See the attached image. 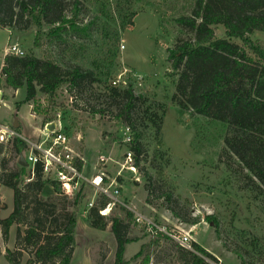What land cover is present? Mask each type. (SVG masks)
<instances>
[{
  "label": "rangeland",
  "instance_id": "obj_1",
  "mask_svg": "<svg viewBox=\"0 0 264 264\" xmlns=\"http://www.w3.org/2000/svg\"><path fill=\"white\" fill-rule=\"evenodd\" d=\"M65 2L69 3L67 14L74 12L73 5L77 3L78 22L90 26L87 35L74 37L63 33L61 40L52 39L48 36L50 28L44 26L43 45L36 48L33 45L36 28L24 32L0 29V64L7 44L17 42L24 55L32 52L37 57H51L65 68L78 65L91 70L94 81L72 92L63 85L52 97L38 93L35 102L28 104L22 102L24 90L17 95L10 89L3 90L0 79L4 92L0 124L13 126L17 121L30 130L27 134L21 129L20 134L35 141L44 127L43 121L53 120L59 112L63 125L71 130L74 149L83 158V175L87 178L95 175L99 170L98 159L103 156L112 160L104 168L109 179H113L121 169L124 152L130 149L123 140L125 126L117 117L121 101L117 99L114 103L107 98L109 81L121 76L125 84L120 83L117 89L124 90L130 85L134 94L144 100L137 104L132 115L134 129L140 132L142 152L137 167L133 157L136 172L132 174L124 168L117 178L121 185L118 200L168 234L189 236L191 243L199 244L217 259V263L211 264H264V188L226 150L224 128L219 123L198 115H180L171 102L177 77L172 75L167 62L168 50L179 40L191 37L175 19L189 15L194 0ZM215 34L223 37V29L216 27ZM252 38L264 40V32H256ZM20 102L16 109L15 103ZM160 120L162 135L158 143L152 122ZM16 161L11 141L0 144V175L4 172L2 164L12 169ZM26 172L24 177L28 175ZM4 191L9 192L1 185L0 218L9 211V206L7 210L1 207ZM80 191L83 197L75 213L72 264H114L116 242L111 223L106 229L97 230L86 220L87 204L97 199L96 190L82 185ZM52 194L53 190L43 191L42 196ZM73 197L64 198L69 210H74ZM5 204L8 205V200ZM12 204L9 200V205ZM115 212L120 217V210L115 208L107 213V219ZM16 227L12 226L13 232ZM20 229L23 232L24 227ZM129 237L132 241L125 247L123 260L126 264H140V258L134 262L132 257L141 245L155 237L137 223H132ZM167 237L148 248L149 264H186L178 253V242ZM4 246L0 232V264H4ZM7 247L14 249L11 243ZM27 257L24 252L23 263Z\"/></svg>",
  "mask_w": 264,
  "mask_h": 264
},
{
  "label": "trees",
  "instance_id": "obj_2",
  "mask_svg": "<svg viewBox=\"0 0 264 264\" xmlns=\"http://www.w3.org/2000/svg\"><path fill=\"white\" fill-rule=\"evenodd\" d=\"M68 6L65 0H0V29L24 32L36 28L33 40L36 48L43 45L44 26L50 28L48 36L52 39L61 40L63 33L74 37L87 35L90 26L78 22L77 3L70 14H67ZM175 23L191 37L179 40L168 50L167 62L172 75L177 77L172 104L180 115H198L219 123L224 128L226 150L264 188V40L252 38L256 32H264V0H194L191 13L179 16ZM216 27L223 29V37L216 36ZM0 75L3 88L13 92L24 90L22 102L28 104L35 102L38 93L52 97L63 85L72 92L73 89H84L94 81L91 70L78 65L65 68L51 57H37L32 52L23 56L5 55ZM108 87L107 98L114 103L117 99L121 101L117 117L133 135L129 146L137 167L142 146L132 115L144 97L136 96L130 85L124 90L109 84ZM22 102L15 103V108L18 109ZM152 125L158 143H161V120L153 121ZM20 128H15L19 134ZM11 145L17 157L16 164L12 169H6L2 164L4 172L0 175V184L10 189L13 197L10 213L0 218L4 241L8 239L10 228L17 227L14 249L5 250V260L8 264H72L77 225L75 213L83 197L81 191L73 197L74 210H69L64 199L67 196L63 195L60 184L44 179L40 165L35 166L34 178L23 183L27 168L19 165L18 159L26 144L15 137ZM46 187H50L53 194L43 198ZM146 189L148 191L147 186ZM108 202L102 196L95 200L87 209V224L104 230L111 223L116 242L114 264H126L123 254L126 245L132 241L129 232L135 223L133 213L116 204L113 209L118 208L122 216L118 217L115 212L107 219L99 211L105 209ZM161 238L168 239L167 235L159 233L141 245L132 260L136 262L140 258V264H149L150 256L146 251L152 245H158ZM191 246L192 250L178 247L186 264L217 263V259L199 244L193 242ZM24 252L28 257L23 263Z\"/></svg>",
  "mask_w": 264,
  "mask_h": 264
},
{
  "label": "built area",
  "instance_id": "obj_3",
  "mask_svg": "<svg viewBox=\"0 0 264 264\" xmlns=\"http://www.w3.org/2000/svg\"><path fill=\"white\" fill-rule=\"evenodd\" d=\"M5 55L23 56L24 52L17 42H12L8 43L5 47L3 56ZM120 77L121 76H118L110 80L108 84L116 88L120 83L125 84V82L121 81ZM0 79L2 80L1 75ZM2 99V92L0 89V103ZM30 108L33 109L31 104ZM50 124H53L54 127L48 130L47 128ZM124 131V143L129 145L132 140L131 131L128 127H124ZM15 137L20 138L26 144V148L21 154L24 156V160L27 163L26 168L28 170V175L23 178L24 183L34 178L35 166L40 165L43 178L58 182L63 195L67 197L72 198L80 191L82 185H90L96 190L97 198L99 196L107 198L109 202L105 209L99 211L100 215L107 216V214H104V211L107 208H109V211L112 210L116 204H120L127 208L124 203L118 200L121 185L117 182V178L121 175V171L124 168L132 174L136 172L135 166L133 165V153L131 149L128 148L124 152L123 162L120 163L121 169L117 172L115 178L109 179L107 176L104 166L112 160L111 158L103 156L98 159V172L91 178H87L82 173L84 165L83 158L74 149L71 130H69L68 126L63 125V116L61 113H55L53 120H48L44 124L43 129L40 130L37 140L35 141L24 138L21 134L16 132L13 126L0 124V144L11 141ZM117 163L119 164V162ZM106 179H109V182L105 181ZM94 203V200L89 202L87 204V209L91 208ZM127 209L130 210L129 208ZM130 211L133 213L134 222L138 225H142L148 235L156 237L159 233H163L175 239L181 247L191 249L192 243L190 242L189 236H172L146 216L134 210ZM117 216L119 217V215Z\"/></svg>",
  "mask_w": 264,
  "mask_h": 264
},
{
  "label": "crops",
  "instance_id": "obj_4",
  "mask_svg": "<svg viewBox=\"0 0 264 264\" xmlns=\"http://www.w3.org/2000/svg\"><path fill=\"white\" fill-rule=\"evenodd\" d=\"M7 31H9V30L7 29ZM0 66H1V64H0ZM3 90H4V88H3ZM3 90H1V92H2L3 99H4V92H3ZM10 90H11V89H10ZM20 91H21V90H17V91H15L16 95L19 94ZM22 91H23V90H22ZM23 93H24V92H23ZM23 97H24V95H23ZM29 107H30V105H29ZM31 115H32V114H31ZM32 116H33V115H32ZM18 124H19V126L21 127L20 130L22 129V132H24V131H25V133L30 132V130H29L27 127H25L24 125H22V124L19 123V122H18ZM27 134H28V133H27ZM32 134H37V132H32ZM32 134H31V135H32ZM4 189H6L7 191H9V192L4 191V199H5V200H8V205L5 204V200H4V205H1V207L6 206V210H7V209H8V206H9V211H8V213H7V215H8V214L10 213L11 209H12V205H9V200H12L13 197H12V191H11L10 189H8V188H6V187H4ZM44 191H46V192L51 191V192H52V189H51L50 187H49V189L46 187ZM7 215H6V216H7ZM6 216H5V217H6ZM14 233H15V230H14V232H13L12 227H11V228H10V231H9L8 239H7V241H4V245H6V246H4V253H5L6 248H9V247H7L8 244L11 243V244L13 245V243H14ZM26 259H27V258H26ZM4 264H8V262L5 260V258H4Z\"/></svg>",
  "mask_w": 264,
  "mask_h": 264
},
{
  "label": "water",
  "instance_id": "obj_5",
  "mask_svg": "<svg viewBox=\"0 0 264 264\" xmlns=\"http://www.w3.org/2000/svg\"><path fill=\"white\" fill-rule=\"evenodd\" d=\"M18 126H19L18 122L15 121L14 124H13V127L17 128ZM53 127H54L53 124H50L47 129L51 130V129H53ZM18 164L21 165V166H24V167L27 166V163L25 162L23 155L19 156Z\"/></svg>",
  "mask_w": 264,
  "mask_h": 264
},
{
  "label": "bare ground",
  "instance_id": "obj_6",
  "mask_svg": "<svg viewBox=\"0 0 264 264\" xmlns=\"http://www.w3.org/2000/svg\"><path fill=\"white\" fill-rule=\"evenodd\" d=\"M109 212V208H107L105 211H104V214H107Z\"/></svg>",
  "mask_w": 264,
  "mask_h": 264
}]
</instances>
